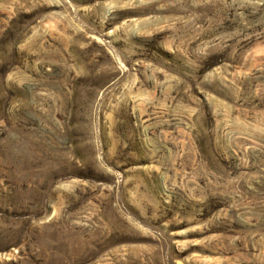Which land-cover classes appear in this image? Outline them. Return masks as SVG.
Returning a JSON list of instances; mask_svg holds the SVG:
<instances>
[{
    "label": "rangeland",
    "instance_id": "1",
    "mask_svg": "<svg viewBox=\"0 0 264 264\" xmlns=\"http://www.w3.org/2000/svg\"><path fill=\"white\" fill-rule=\"evenodd\" d=\"M0 264H264V0H0Z\"/></svg>",
    "mask_w": 264,
    "mask_h": 264
}]
</instances>
